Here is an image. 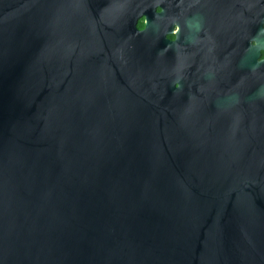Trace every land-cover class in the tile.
Here are the masks:
<instances>
[{
    "label": "water",
    "instance_id": "1",
    "mask_svg": "<svg viewBox=\"0 0 264 264\" xmlns=\"http://www.w3.org/2000/svg\"><path fill=\"white\" fill-rule=\"evenodd\" d=\"M160 2L0 0V264H264L258 44L177 97Z\"/></svg>",
    "mask_w": 264,
    "mask_h": 264
},
{
    "label": "flooded vegetation",
    "instance_id": "2",
    "mask_svg": "<svg viewBox=\"0 0 264 264\" xmlns=\"http://www.w3.org/2000/svg\"><path fill=\"white\" fill-rule=\"evenodd\" d=\"M250 3L257 4L252 15L258 27L262 26L254 30L252 39L247 28ZM129 9H133L130 2ZM135 10L139 11L130 16L137 19L138 29L144 30L148 8ZM155 12L162 14L167 62L173 68L166 89L177 97L179 93L193 96L197 84L209 79L217 56L231 64L243 62L248 58L249 44H258V61L264 60V47L259 46L264 44V0H161Z\"/></svg>",
    "mask_w": 264,
    "mask_h": 264
}]
</instances>
